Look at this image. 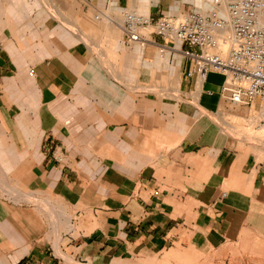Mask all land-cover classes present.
Segmentation results:
<instances>
[{"label":"crops","instance_id":"obj_1","mask_svg":"<svg viewBox=\"0 0 264 264\" xmlns=\"http://www.w3.org/2000/svg\"><path fill=\"white\" fill-rule=\"evenodd\" d=\"M188 1L26 0L5 15L0 264H232L230 244L264 238V156L244 153L219 112L223 76L187 77L179 43L123 45L124 10L179 16ZM22 190L83 221L60 232L63 255Z\"/></svg>","mask_w":264,"mask_h":264},{"label":"built area","instance_id":"obj_2","mask_svg":"<svg viewBox=\"0 0 264 264\" xmlns=\"http://www.w3.org/2000/svg\"><path fill=\"white\" fill-rule=\"evenodd\" d=\"M121 18L127 49L141 45L164 53L176 50L174 44L179 43L183 45L179 52L190 61L187 77L202 81L209 73H218L223 76L221 96L229 104L264 109V0H212L210 11L191 10L180 18L144 16L127 8ZM224 41L225 51L220 49ZM48 157L51 163L66 166L60 146L50 147Z\"/></svg>","mask_w":264,"mask_h":264},{"label":"rangeland","instance_id":"obj_3","mask_svg":"<svg viewBox=\"0 0 264 264\" xmlns=\"http://www.w3.org/2000/svg\"><path fill=\"white\" fill-rule=\"evenodd\" d=\"M25 2L26 0H0V26H2V20L5 15L18 17L20 13L24 14L26 10ZM188 4H190V10L200 11L190 0L188 1ZM197 5L202 8L199 4ZM210 10L211 9L204 12ZM176 17L179 18L180 16ZM220 100L221 105L218 107L219 112L224 114V118L230 124L239 126L236 133H231L232 136L238 139H241L242 137L246 138V141L239 144L241 150L244 153L251 152L256 154L259 158H262L264 156V142L260 143L261 141L259 140L264 138V120L260 114L264 109L252 110L246 106H232L223 96H221ZM11 178L13 179V177ZM7 182L8 181L6 180V183ZM10 183L11 184L9 185L11 188L18 190L19 185L15 184L14 180H10ZM12 193L14 194L16 192L13 191ZM20 194H25L22 196L23 199L28 204L36 206L45 216L50 225V230L52 231L51 234L54 235L56 240V253H58V255H63L57 245V241H60L58 236L60 232L66 230H72V234L75 236L81 228L80 223L83 222L81 218H76L75 222L70 224L69 219L74 214L71 211H66L65 208L62 209L57 207L55 203L52 202L54 199L42 197L40 194H31L29 191L24 190H22ZM28 195L30 196L28 197ZM227 249L229 252L228 258L232 264H264V238L262 237L251 236L243 238L230 244ZM175 261L178 262V257L175 258Z\"/></svg>","mask_w":264,"mask_h":264},{"label":"bare ground","instance_id":"obj_4","mask_svg":"<svg viewBox=\"0 0 264 264\" xmlns=\"http://www.w3.org/2000/svg\"><path fill=\"white\" fill-rule=\"evenodd\" d=\"M197 4H199L204 10H209V9H211L212 8V0H198L197 1ZM221 15H222V13H221ZM180 17H183L184 15H179ZM179 17V18H180ZM224 34H222V36L224 35V36H227V31H224L223 32ZM223 36V37H224ZM220 49L221 50H223V51H225L226 50V44L224 45V44H222L221 43V45H220ZM0 186H1V184H0ZM2 186H4V185H2ZM4 188H5V186H4ZM13 192V191H12ZM16 196V195H15ZM28 197H29V195H28Z\"/></svg>","mask_w":264,"mask_h":264}]
</instances>
